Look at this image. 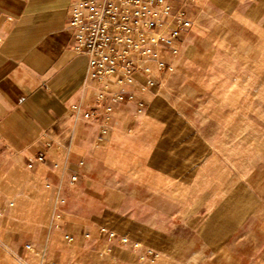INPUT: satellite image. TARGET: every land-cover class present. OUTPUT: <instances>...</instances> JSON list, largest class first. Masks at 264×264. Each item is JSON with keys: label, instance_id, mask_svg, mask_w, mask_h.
I'll list each match as a JSON object with an SVG mask.
<instances>
[{"label": "crops", "instance_id": "1", "mask_svg": "<svg viewBox=\"0 0 264 264\" xmlns=\"http://www.w3.org/2000/svg\"><path fill=\"white\" fill-rule=\"evenodd\" d=\"M72 1L0 0V264H78L83 204L70 192L81 189L86 161L141 162L152 144L151 97L177 64L192 49L235 46L210 42L218 33L251 31L259 41L264 31L258 0H172V13L185 9L191 25L158 44L132 81L109 78L123 99L105 119L87 58L73 50ZM75 101L95 115L76 117ZM39 151L43 161L34 160ZM94 231L92 264L125 257L113 232Z\"/></svg>", "mask_w": 264, "mask_h": 264}, {"label": "rangeland", "instance_id": "2", "mask_svg": "<svg viewBox=\"0 0 264 264\" xmlns=\"http://www.w3.org/2000/svg\"><path fill=\"white\" fill-rule=\"evenodd\" d=\"M218 34L151 97L141 162L86 161L78 264L96 227L125 257L94 264H264V31Z\"/></svg>", "mask_w": 264, "mask_h": 264}, {"label": "built area", "instance_id": "3", "mask_svg": "<svg viewBox=\"0 0 264 264\" xmlns=\"http://www.w3.org/2000/svg\"><path fill=\"white\" fill-rule=\"evenodd\" d=\"M171 8L172 0H74L70 3L68 23L74 36L73 50L87 58L94 80L92 95L104 102L105 119L112 111V102L123 99L122 92L112 89L109 78L117 83L132 81L136 70L155 55L158 44L171 45L180 30L191 25L185 9L172 13ZM167 20L171 25L161 30ZM71 110L76 117L84 119L95 115L94 110H83L80 101L73 102ZM44 158L45 153L39 151L34 160Z\"/></svg>", "mask_w": 264, "mask_h": 264}]
</instances>
